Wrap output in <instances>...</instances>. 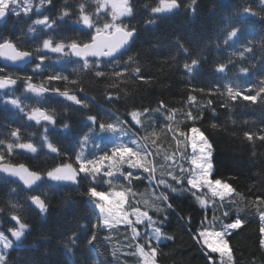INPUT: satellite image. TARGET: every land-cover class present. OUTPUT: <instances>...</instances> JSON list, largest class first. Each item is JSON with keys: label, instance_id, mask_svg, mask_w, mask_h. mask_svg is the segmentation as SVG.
<instances>
[{"label": "snow or ice", "instance_id": "6c2138e0", "mask_svg": "<svg viewBox=\"0 0 264 264\" xmlns=\"http://www.w3.org/2000/svg\"><path fill=\"white\" fill-rule=\"evenodd\" d=\"M48 6L56 8L54 0H0V23L23 14L31 20L28 33L63 30L58 39L49 36L32 50L0 37V105H11L22 119L42 129L37 144L25 140L23 124L11 127L0 118V128L11 127L0 131V198L11 222L6 229L0 227V264H45L33 259L38 246L27 243L32 231L28 214L46 219L54 204L66 212L76 210L77 226L62 241L69 255L64 264H162L171 255L163 251L169 247L163 241L176 239L165 231L172 219L199 245L205 264H240L232 239L250 220L258 223L264 250V152L257 150V142L264 148V0H240L221 17L222 42L226 51L233 50L225 60L214 61V74L219 75L208 87L193 81L201 78L209 45L194 42L197 51L192 55L176 39L167 59L183 55L181 76L188 90L180 107L169 104L162 93L148 91L157 84L169 86L148 63L150 53L159 54L158 45L134 46L141 28L181 12L196 16L200 0H63L54 19L42 12ZM221 7L220 0H212L211 11ZM141 9L148 12L143 24L137 19ZM48 53L57 54V62L76 65L74 75L50 70L45 61L53 57ZM8 62L24 64V74ZM29 64L30 72L25 70ZM229 73L244 79V85L230 82ZM34 77L41 82L35 83ZM18 88L35 101L16 96ZM88 88L99 90L106 111L90 110L98 100ZM141 93L155 98L145 104ZM241 105L256 106L255 115L240 122L250 126L242 140L250 145L249 164L255 169L245 191L231 182L238 176L220 173L213 139L217 134L241 139L229 127L238 123L232 113ZM218 108L227 111L220 114ZM68 113L83 119L70 123ZM52 135L66 137L70 146L53 142ZM43 148L47 152L41 154ZM20 156L42 162L43 170L17 161ZM73 194L82 201L73 200ZM183 200L187 209L181 207ZM0 214H5L4 206ZM86 216L94 222L81 224ZM98 246L105 260L98 259Z\"/></svg>", "mask_w": 264, "mask_h": 264}, {"label": "trees", "instance_id": "16d2710c", "mask_svg": "<svg viewBox=\"0 0 264 264\" xmlns=\"http://www.w3.org/2000/svg\"><path fill=\"white\" fill-rule=\"evenodd\" d=\"M56 8L51 9L50 6L45 7L42 12L46 15H50V18H55L56 13L59 10V6L63 3V0H54ZM73 0H69L71 4ZM150 2V0H141V3ZM240 0H220L222 5L221 8L211 11L212 0H200V8L196 16H190L188 13L181 12L176 15L166 17L163 22H158L155 26H147V28H141L140 35L136 40L134 50L137 49H147L151 45H158L159 54L150 53L148 55V63L150 70L155 73L156 76L160 77L165 83L169 86L161 88L158 84L154 88H150L149 93H162L164 98L169 102V104L180 107V102L184 100L182 93L188 90L187 84L188 81L182 78L181 73L183 72V55L178 56L176 61L167 59V53L170 49L174 48L175 41L179 38L186 47L191 50L192 55L196 54L197 49L193 46L194 42L199 44H208L209 49L205 53L207 56V62H202L201 64V73L200 80L193 81L195 84H202L205 87L210 86L211 82H215L217 75L214 74V61L219 57L220 60H225L228 56V52L233 49L225 50L227 46L223 44V33L219 30L218 22L221 20V17L226 15L232 8L234 3H239ZM33 19L36 16L33 13L29 14ZM75 15V14H73ZM148 15V12L144 9H141L137 19L140 20V23H144V18ZM42 18V17H41ZM27 20V23L23 21ZM71 24V21H69ZM31 24V20H28V17L22 16L16 17L12 16L10 19L7 18L6 22L0 24V37L10 38L14 42L20 44L22 47H27L28 50H32L34 46H42L43 39L53 38L58 39V34H62L63 30L57 28L55 31L47 30L44 32L37 31L34 33H28L27 28ZM37 29L40 26H36ZM25 34L21 37V32ZM20 37V39H18ZM219 41L220 47L216 48V43ZM236 47H239L237 45ZM52 60L45 61L46 66H50L51 69L56 71H62L65 75H72V69L76 66L68 60H62L57 62L55 59L57 54L48 53ZM165 61H167L165 63ZM179 63L178 67H173L174 63ZM38 63V61H37ZM1 64V63H0ZM32 64L28 65L25 69L30 72ZM11 68V67H10ZM25 68V67H24ZM20 68V69H24ZM19 72L20 75L24 73L20 69L12 68ZM230 82L234 84L244 85L245 81L240 76L235 73H229L228 78ZM35 83H40V79L34 77ZM20 82L18 81V85ZM90 95H96L98 103L94 109L98 111H106L107 108L101 107V104H104L103 98L99 95V90L94 88H88ZM78 95H83L78 93ZM142 96H145L144 103L147 104L149 99H154L152 95H145L141 93ZM199 93L197 96L199 97ZM16 96L21 97V99L26 103H33L35 97L31 94H24L22 88H18L16 91ZM208 97H205L207 99ZM62 100L63 98H54ZM75 107V106H74ZM252 107H243L238 106L233 110L232 116L234 119L238 120L236 125H231L229 127L234 129L235 132L241 139L235 137L220 136L217 134L213 137L216 140V163L220 173L225 177L229 176H238L239 179H234L231 182L234 185H239V190L245 191L247 185L251 182V172L255 169L252 165L249 164V155H250V145L242 140V133L247 130L250 126L240 123L245 119L253 117ZM121 112L123 109H120ZM218 113H226V109L218 108ZM63 115V114H62ZM70 117L69 122L76 121L79 123L83 118L76 116L72 113L67 114ZM0 118H6L11 127H15L18 124H23L22 135L25 140L31 139L33 142L40 143V133L42 129L39 126H36L34 122H29L26 118L22 119L21 115L17 114V111L12 108L11 105H0ZM59 119V118H58ZM226 119L224 115H221V120ZM31 125V126H29ZM11 127L4 126L0 128V131L7 132L11 130ZM80 127H83L81 124ZM35 133V135H30ZM50 139L55 142L60 140L61 144L64 147H69V141L66 137H58L55 135L50 136ZM74 142V137H73ZM257 142L259 152H264V148L259 147ZM58 144L57 146H61ZM41 154L47 152L46 148L40 149ZM17 161L26 163L30 168L36 170H43L44 164L42 162H33L31 160L24 159L23 156L17 157ZM73 200L82 201V198L76 194L72 196ZM0 206L5 207V214H0V227L6 229L11 223L7 218V206L4 204V199L0 198ZM182 208H188V201L183 200L181 204ZM75 209L70 211H64L59 205L54 204L52 211L47 216L46 219H39L32 213H29L28 223L32 225V231L28 237V244H35L38 246V249L33 255V259L36 261L43 260L45 264H64V262L69 259L68 253L65 252L63 247V239L66 238L70 233L69 228H75L76 221L73 220V212ZM251 213H249L250 215ZM196 221H199L200 215L199 212L194 213ZM211 216V213H209ZM92 219L94 222V217L86 216L80 221L81 224L88 223V220ZM165 231L170 235H175V242L172 241H163L169 245L168 248H164V252H171L170 256L163 257L162 264H205L204 257L199 250V245L195 244L186 231H182L175 219H172L169 224L165 226ZM42 234H47L49 236L48 240L42 239ZM259 233H258V223L256 220H250L245 227L240 230V235L238 238L232 239V244L235 247L236 255L240 258V264H264V250H261L259 247ZM46 252V255L41 253ZM103 247L98 246L97 252L99 253L98 259L105 260L103 255ZM96 253H94L95 255Z\"/></svg>", "mask_w": 264, "mask_h": 264}, {"label": "water", "instance_id": "95a60500", "mask_svg": "<svg viewBox=\"0 0 264 264\" xmlns=\"http://www.w3.org/2000/svg\"><path fill=\"white\" fill-rule=\"evenodd\" d=\"M6 19H7V18H6ZM0 24H2V23H0ZM73 59H75V58H73ZM0 63H1V64L4 63V61L2 60V58H0ZM29 65H30V64H29ZM8 66L11 67V68H15V69H20V68H24V67H25L24 64H20V63H18V64H16V65H12L11 62H8ZM0 91H2V90H0Z\"/></svg>", "mask_w": 264, "mask_h": 264}, {"label": "rangeland", "instance_id": "374dc122", "mask_svg": "<svg viewBox=\"0 0 264 264\" xmlns=\"http://www.w3.org/2000/svg\"><path fill=\"white\" fill-rule=\"evenodd\" d=\"M21 2H23V0H21ZM43 10V9H42Z\"/></svg>", "mask_w": 264, "mask_h": 264}]
</instances>
